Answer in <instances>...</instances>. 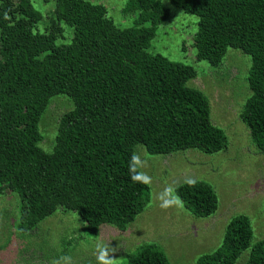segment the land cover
<instances>
[{"label": "trees", "instance_id": "trees-1", "mask_svg": "<svg viewBox=\"0 0 264 264\" xmlns=\"http://www.w3.org/2000/svg\"><path fill=\"white\" fill-rule=\"evenodd\" d=\"M127 1L124 13L138 17L122 29L91 0H54L50 17L33 0H0V196L9 190L20 197L23 234L58 210L78 214L91 237L105 225L126 231L151 202L150 186L129 178L137 145L151 156L215 155L228 147L207 97L188 87L196 70L149 53L169 10L160 0ZM170 3L198 18V62L219 67L229 49L252 58L251 95L240 119L264 155V0ZM58 96L74 107L62 116L47 153L39 125ZM175 190L196 218L219 209L207 183ZM252 241L250 219L237 216L222 245L197 264H237L247 250L246 264H264V240ZM124 264L171 263L157 245L145 244Z\"/></svg>", "mask_w": 264, "mask_h": 264}, {"label": "rangeland", "instance_id": "rangeland-1", "mask_svg": "<svg viewBox=\"0 0 264 264\" xmlns=\"http://www.w3.org/2000/svg\"><path fill=\"white\" fill-rule=\"evenodd\" d=\"M18 1V0H14ZM103 5L116 26L133 27L138 13L125 14L127 0H91ZM170 12V20L158 29L149 53L161 55L174 63L193 67L197 77L188 83L205 94L211 108L214 126L223 130L228 147L215 155L198 151L180 152L169 156H151L137 145L144 169L151 177V202L126 231L105 225L97 237L86 233V224L78 214L58 210L41 222L33 231L19 230L20 197L6 191L0 196V264H51L69 255L73 264H96L95 245L110 244L119 251L114 258L119 264L138 252L145 244H155L171 264H197L200 257L215 252L223 243L229 222L237 216H247L253 230L252 246L264 240V155L254 146L249 128L240 115L250 97L248 84L252 58L239 50L229 49L219 67L196 60L194 38L198 18L174 7L170 0H160ZM37 9L49 17L54 0H33ZM70 30V29H68ZM73 102L58 96L39 125L43 136L40 147L47 153L54 150L59 122L71 111ZM187 179L210 185L219 199V209L209 218H196L182 207L161 209L157 195L165 185L175 189ZM250 250L245 251L237 264H246Z\"/></svg>", "mask_w": 264, "mask_h": 264}, {"label": "clouds", "instance_id": "clouds-1", "mask_svg": "<svg viewBox=\"0 0 264 264\" xmlns=\"http://www.w3.org/2000/svg\"><path fill=\"white\" fill-rule=\"evenodd\" d=\"M147 160L142 158L141 153L133 151L128 160L129 178L133 183L141 185H149L152 183V177L144 171L147 167ZM189 186L195 185V180L187 179L185 181ZM159 207L161 209H169L171 207H182V201L176 194L175 188L171 184L165 185L164 189L157 195ZM119 251L110 244L98 242L95 245L96 264H119L120 259L114 258V253ZM51 264H73V259L69 255H62L51 261Z\"/></svg>", "mask_w": 264, "mask_h": 264}]
</instances>
